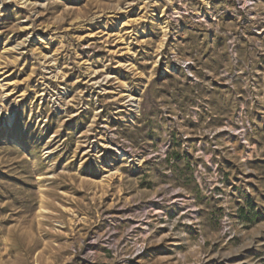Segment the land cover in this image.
I'll list each match as a JSON object with an SVG mask.
<instances>
[{
	"label": "rangeland",
	"instance_id": "obj_1",
	"mask_svg": "<svg viewBox=\"0 0 264 264\" xmlns=\"http://www.w3.org/2000/svg\"><path fill=\"white\" fill-rule=\"evenodd\" d=\"M28 1L0 0V264H264V0Z\"/></svg>",
	"mask_w": 264,
	"mask_h": 264
},
{
	"label": "bare ground",
	"instance_id": "obj_2",
	"mask_svg": "<svg viewBox=\"0 0 264 264\" xmlns=\"http://www.w3.org/2000/svg\"><path fill=\"white\" fill-rule=\"evenodd\" d=\"M6 2L8 1H13L15 2L16 4H21L22 6H24L25 8H29L32 4L31 2H29L28 0H25V1H22V0H4ZM32 29V26L31 25H26L23 27V30H27V31H30ZM45 58V57H44ZM47 59V58H45ZM3 74H1L0 76H2ZM57 78V77H55ZM96 85L99 84V83H95ZM45 96H46V90L43 89V93L40 95V98H41V101H43L45 99ZM129 98H131V100H133V98L131 97V95H127ZM110 177H113V175H110ZM45 177L44 176H41L40 179H44ZM41 203H40V210H39V213L40 215H42L45 211L44 209V195L41 194Z\"/></svg>",
	"mask_w": 264,
	"mask_h": 264
}]
</instances>
